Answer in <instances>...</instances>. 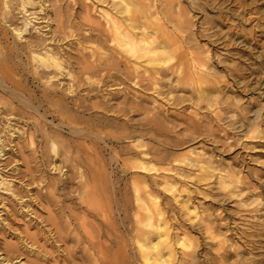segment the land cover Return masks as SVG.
Instances as JSON below:
<instances>
[{
  "label": "rangeland",
  "instance_id": "obj_1",
  "mask_svg": "<svg viewBox=\"0 0 264 264\" xmlns=\"http://www.w3.org/2000/svg\"><path fill=\"white\" fill-rule=\"evenodd\" d=\"M52 1H46L45 19L35 21L38 22L35 26L41 27L40 31L47 36L51 33L57 36L65 34L55 46L63 47L66 51L64 64L67 70L73 73L69 72L72 78L68 76V79L79 80L80 44L77 41L80 42V32L86 28L80 25V16L83 15L80 0L57 2L62 10L61 18L63 22L65 21L64 24L59 23V16L54 11ZM178 1L188 19L190 32L192 36L194 35L192 41L195 49L204 57L210 74L205 77L204 82H195L193 85L162 78L157 88L151 90L145 89L144 86H131L129 83L121 89L117 84H111L112 80L107 81L111 86L95 90L97 93L95 91L88 93L86 84L85 87L80 86L77 94L85 97V102L88 101L86 104L91 100L103 99L110 100L112 106L116 107L115 105L120 103L125 95L129 101H135L124 105L120 103L125 106L124 114L117 111L105 113L114 120L112 125L106 127L107 130L119 135L123 129L120 124H123L125 129L128 128L127 131H131V137L124 139L119 136L105 141L85 140V143L95 149L99 158L97 167H102L109 173L110 182L107 190L112 193L115 188L116 197L122 195L124 190L128 196H133L135 192L131 183L135 178L133 176H143L138 178H144L152 193L157 196L169 224L168 236L171 239L170 243H174V262L176 261L174 264H182V258L188 257L182 253L181 241L186 243V250L195 256V259H192L195 264H264V0H198L203 3V8L194 7L190 0ZM14 2L11 1L12 7L15 6ZM87 3L93 7L90 18L94 20L100 18L102 9L110 7L104 0H87ZM36 5L27 7L31 9ZM19 21L20 19L17 22ZM46 24L47 27H44ZM202 29L205 31L202 32ZM57 31L59 33H56ZM206 32L211 34V39L204 34ZM28 33L27 31V34H23L22 42ZM33 34L36 32L33 31ZM8 38L12 43L21 41L11 34H8ZM83 45L88 46L89 43L83 42ZM98 46L100 51L107 50L106 45ZM19 59L21 61L17 62ZM15 64L13 76L25 89L24 97L30 94L34 104L39 98L41 102L39 109L42 111L48 106L40 98L45 85L32 73L27 58L23 56L17 58ZM59 76L54 78L55 83L68 81L66 76L61 75V78ZM166 81H171L168 87V82L164 83ZM81 88L83 90H80ZM4 96L6 97L5 94ZM65 96L69 98L67 94ZM136 96L137 102L140 101L142 104L138 105L140 102H136V98L134 99ZM12 100L16 110H13L11 116L7 115L8 111L6 113L2 111L0 122L4 123L5 118L10 117L11 123L15 122L19 125L18 128L31 127L34 130L33 124L37 123L35 122L37 119H28L27 116L35 112L31 109L27 111V108L17 102V98ZM133 103L136 104L131 106ZM18 107L24 110L23 114L27 111L28 115L21 114ZM92 110L85 109L81 111L82 114L81 112L77 114L85 118L88 113L94 112ZM73 112L74 110L71 113L74 114ZM103 112L98 110L96 113L102 116L105 115ZM55 117L52 113L46 112V118H42L41 122L46 121L45 127L48 130L59 129L54 127H58V118ZM61 131L64 140L70 138L69 143L72 145L74 140L78 142L82 140L72 139L68 128ZM38 135L36 131L37 147ZM130 140L138 141L140 146L128 149ZM57 145L59 147V144ZM45 147L47 152L52 153L48 145ZM139 150H144L147 154H142L140 158L137 152ZM24 153L23 155L29 153L27 148L24 149ZM9 154L10 152L0 157L2 174L11 172L13 162L4 166V160ZM3 157L5 159H2ZM15 157L19 158L17 163L23 169L21 157L18 155ZM190 158H196V164H201L205 168H198L196 164L190 162ZM138 159L159 169L140 172L132 166ZM64 169L68 174L72 172L67 166H64ZM13 182L15 186L18 185L17 179ZM72 188L69 193H63L68 189L61 191L64 195L57 191V198L62 199V204L67 209L80 215L82 207L76 203L77 191H72L74 190ZM2 197L8 207V213L11 212L10 208L17 210L15 200L6 193H2ZM55 209L53 205L43 204L38 214L45 218L49 212L53 215ZM110 210L117 219L116 206L110 207ZM5 215L2 214V217L6 218L15 235L23 237L27 244L23 246L18 242L17 237L13 236L14 233L0 230V264H85L79 257L80 242L72 240L74 237L64 242L53 243L50 239L42 238L34 220L26 222L24 220L26 218L19 214L14 215L15 219L11 218V214ZM87 219L97 222L93 216H87ZM57 244L65 249L67 255H60ZM6 250H12L10 252L12 261L6 262L1 258ZM134 263L140 264L137 260Z\"/></svg>",
  "mask_w": 264,
  "mask_h": 264
},
{
  "label": "bare ground",
  "instance_id": "obj_2",
  "mask_svg": "<svg viewBox=\"0 0 264 264\" xmlns=\"http://www.w3.org/2000/svg\"><path fill=\"white\" fill-rule=\"evenodd\" d=\"M11 1H15L14 7L11 6ZM46 1L0 0V114L2 111L5 113L8 111L7 115H13L15 104L13 105L12 98H17V102H20L25 109L27 108V111L31 109L35 112V114L28 112L30 113L28 115L25 111L23 114L24 108L21 106L23 109L18 107L19 111L21 110L20 113L24 116L27 114L28 119H37L35 121L37 123L33 124L34 130L27 126H25L27 128H18L19 125L15 122L11 123V118L7 116L4 123L0 122V157L10 152L7 159L2 158L5 159L4 166L13 162L11 172L8 174H2V168H0V230L14 233L2 214L8 216L11 214L13 219L19 214L22 218H26L24 219L26 222L34 220L43 239L58 243L74 237L75 239L72 238V240L76 243L80 242L79 257L85 264H135L136 260L140 264H174L176 262H174L175 251L174 243H170L171 239L168 236L169 224L157 196L152 193L143 180L144 178H138L143 176H133L135 177V180L131 182L135 191L133 196H128L124 190L122 195L116 197L115 188L112 195L107 190L110 182L109 173L102 167H97L96 163L99 162L97 153L93 147L85 143V140L105 141L109 138H119V136L124 139L131 137V131H127L128 128L125 129L123 124H120L123 129L119 135L107 130L106 127L112 125L114 120L105 113L117 111L124 114L125 106L121 104L132 103L134 100L129 101L125 95L120 101L121 104L116 102V107L112 106L110 100L103 99L102 101L91 100L89 104H86L88 101L85 102V97L82 98L77 93L80 86L85 87V84L86 87L88 86L86 91L89 93L102 90L103 86L108 87L111 84H117L118 88L123 89L126 83L131 86H144L145 89H156L162 78H171L177 83L189 85L203 81L210 74V69L204 57L195 49L192 41L194 35L192 36L190 32L184 9L178 0H158V2L157 0H104L109 3L110 7L102 9L100 18L94 20L90 18V11L93 7L87 3V0H80V10L83 12L80 16V25L87 29L80 32V42L77 41L80 44V74L79 80H75V78L68 79L71 72L64 64L66 51L63 47L55 46V43H59L65 34L57 36L50 32L51 34L47 36L46 33L40 31L41 27L35 26V21L45 19ZM58 1L53 0L52 3L54 2V11L59 16V23H62V10ZM190 3L196 8H203V3L198 0H190ZM34 4L37 5L29 10L28 7ZM18 19H20L19 22H17ZM44 27H47V24ZM31 30L36 34H33V31L30 33ZM27 31L29 35L22 42L23 34H27ZM58 31L56 33H59ZM8 34L21 41L16 43L8 41ZM204 34L211 39L210 33ZM214 37L217 38V36ZM83 42L89 45L85 46ZM195 43L198 44L197 41ZM98 44L106 45L107 47H103L107 50L100 51ZM22 56L28 59L32 73L36 74L38 80L45 85L40 98L48 106L42 111L39 109L40 99L37 98L38 104H34L30 94L25 98V89L14 79L13 64L17 58ZM19 61L21 60L17 62ZM58 75L66 76L68 81L55 83L54 78L56 79ZM108 80L113 82L108 84ZM170 82L167 87L171 84ZM169 90L172 91V89ZM66 94L69 98L65 96ZM129 95L132 98V95ZM137 98L138 96L134 97L136 102ZM85 109H93L95 113L90 111L88 116L81 118L78 114ZM72 110L74 114L71 113ZM98 110L104 111L105 115H97ZM46 112L58 118V127H54L59 129L48 130L45 127L46 121L41 122L42 118H46ZM63 128H68L72 139L82 140L80 142L74 140V144H70V138L69 140L63 138L61 131ZM36 131L39 134L38 147V144H35ZM131 140L128 149L140 146L138 141ZM46 145L52 153L46 151ZM7 146L8 148H5ZM26 148L29 153L23 155ZM137 152L140 158L146 153L144 150ZM15 155L21 157L23 169L17 163L19 158ZM196 161V158H190L192 164H196ZM196 165L200 169L205 168L201 164ZM64 166L71 168L72 172L68 174ZM132 166L140 172L159 169L151 164H145L142 159L136 160ZM16 179L18 185L15 186L13 180ZM71 188L74 189L72 191H77L75 192L77 194L76 203L82 207L80 215L67 209L62 204V199L57 198V191L61 194V191L68 189L63 193H69ZM2 193H6L16 201L17 210L10 208L11 212L8 213ZM43 204L55 206L54 214L51 215L49 212L45 218L38 214ZM114 205L118 210L117 219L110 210V207ZM87 216L95 217L97 222L88 220ZM13 236H16L18 242L26 246L27 243L23 237L15 233ZM180 244L182 253L188 256L182 258V264H195L192 260L195 256L191 251L186 250V243L181 241ZM57 246L60 255H67L65 249L60 248V244ZM11 251L6 250L1 258L6 262L12 261Z\"/></svg>",
  "mask_w": 264,
  "mask_h": 264
}]
</instances>
